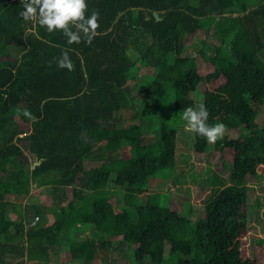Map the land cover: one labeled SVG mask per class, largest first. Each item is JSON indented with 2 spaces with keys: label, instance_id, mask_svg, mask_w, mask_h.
Returning <instances> with one entry per match:
<instances>
[{
  "label": "trees",
  "instance_id": "trees-1",
  "mask_svg": "<svg viewBox=\"0 0 264 264\" xmlns=\"http://www.w3.org/2000/svg\"><path fill=\"white\" fill-rule=\"evenodd\" d=\"M200 30L199 48L184 54ZM260 52L264 0H0V264H52L61 248L68 264H108L98 253L123 245L130 264H264L240 246L248 179L264 169ZM199 61L210 68L204 75ZM186 114L197 152L234 153L228 183L209 178L195 219L189 200L176 211L165 193L140 196L167 177L181 182L173 173ZM21 141L39 164L31 167ZM32 183L50 185L53 202L49 213L31 203L25 222L6 196L28 195ZM113 190L122 193L117 210ZM84 229L90 235L77 237Z\"/></svg>",
  "mask_w": 264,
  "mask_h": 264
},
{
  "label": "rangeland",
  "instance_id": "rangeland-1",
  "mask_svg": "<svg viewBox=\"0 0 264 264\" xmlns=\"http://www.w3.org/2000/svg\"><path fill=\"white\" fill-rule=\"evenodd\" d=\"M235 15V14H233ZM211 30V29H210ZM206 31L200 30L198 33L194 34L185 39L186 42L184 45V54H195V50H197L200 46V40L206 37ZM196 44V46H195ZM260 56L264 61V52H260ZM209 67L202 61H199L198 71L201 75H204L209 71ZM149 70L142 68L139 71L137 76V81H140L141 78H145L146 74H148ZM135 84L134 80L128 82V85L133 88ZM219 82H209L205 83L203 90H211L215 86H217ZM190 87V85L185 86L186 90ZM139 95V94H138ZM203 104V100L198 97L196 111L194 116L192 117L195 121L196 118L201 114V107ZM130 111L128 110V113ZM185 122L182 127L178 128L177 131V141H176V159L177 164L175 168V173L173 176L178 175L179 180L181 182L174 184L171 178H165L160 181L158 184L153 183L149 186V188L144 191L141 196V201H145L146 196L154 191L161 192L162 195L165 193L167 195L168 205L175 209L176 211H181L184 209L183 201L189 200L191 205L194 208L193 218L195 219L198 215H202L204 212L203 205L204 201L207 198L210 188L213 186L210 183L209 179L211 176L215 174L219 177L221 176L226 182L228 181V174L230 169V164L232 161L233 150L224 149L223 151L215 150L211 148L208 153H199L193 148V119L187 120V114L184 116ZM264 119V108L261 110L259 115L257 116L256 122L261 124ZM137 120L131 119V117H127L124 122L126 124L135 122ZM28 123H25L23 126L29 128ZM29 130V129H28ZM27 130V131H28ZM240 131L238 129L226 130L221 128L219 131V135H228L229 137L238 136ZM212 134V133H211ZM20 136H23L20 135ZM211 145H213L214 140L213 136H210ZM213 142V143H212ZM20 145H25V141L18 142ZM25 154L29 156L31 167L33 166L34 156L23 146ZM87 168L95 167L100 164V162L96 161H85ZM259 174H261V178L251 177L248 179V193H247V201L243 204L242 210H245L247 214V227L245 229L244 235L240 239L241 246V256L242 257H254L257 261L264 263V169L258 168ZM4 174L0 172V179H3ZM50 185L45 186H37L35 183L31 184L30 193L25 196H15L14 194H9L7 199L13 200L12 202L16 204L25 215V222L30 220V217L33 213V206H30L31 203L34 204L36 202L38 205L43 206L44 211L49 213L47 208L53 202L52 197H50ZM112 189L115 187L112 186ZM122 197V193L116 192L113 190L111 201L115 205V209L117 210L118 198ZM9 216L12 220H18L21 216L16 214L14 211L9 210ZM27 216V217H26ZM23 217V216H22ZM49 217L45 220L47 221ZM34 220V218H33ZM32 220V221H33ZM51 222V219H50ZM11 232H14V227L10 228ZM77 237H87L90 235L89 230L84 229L80 231ZM24 239L26 240L25 236ZM21 239V240H24ZM17 241V239H15ZM26 243V242H25ZM121 249L110 250V248L103 250V252L98 253L97 258L106 257L108 260V264H130L129 259L127 258V250L129 247L121 246ZM57 251V260L55 256L51 258L52 264H68L70 256L69 252L65 248H61ZM129 252H132V246L130 247ZM131 257V256H130ZM11 257H6V259H10ZM12 263H16L20 260V258H11ZM29 263L26 260L25 264ZM95 264H103L101 260L95 262Z\"/></svg>",
  "mask_w": 264,
  "mask_h": 264
},
{
  "label": "water",
  "instance_id": "water-1",
  "mask_svg": "<svg viewBox=\"0 0 264 264\" xmlns=\"http://www.w3.org/2000/svg\"><path fill=\"white\" fill-rule=\"evenodd\" d=\"M154 16H155L156 19H159V16H158V13H157V12H154ZM37 163H38V162H35V164H37ZM35 164H34V165H35ZM36 218H37V214H36L34 220L32 221V223L35 222Z\"/></svg>",
  "mask_w": 264,
  "mask_h": 264
},
{
  "label": "clouds",
  "instance_id": "clouds-1",
  "mask_svg": "<svg viewBox=\"0 0 264 264\" xmlns=\"http://www.w3.org/2000/svg\"><path fill=\"white\" fill-rule=\"evenodd\" d=\"M36 162H38L37 164H39V161H38V160H36ZM34 164H35V162L33 163V166L36 165V164H35V165H34ZM222 180H224V179L222 178ZM224 181H225V180H224ZM228 181H229V178H228ZM228 181H227V182L225 181V182L228 183Z\"/></svg>",
  "mask_w": 264,
  "mask_h": 264
}]
</instances>
